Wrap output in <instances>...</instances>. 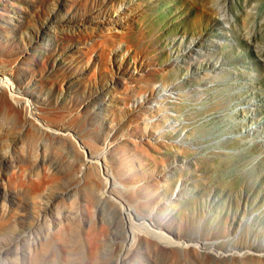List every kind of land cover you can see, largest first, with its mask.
I'll use <instances>...</instances> for the list:
<instances>
[{"label": "rangeland", "instance_id": "374dc122", "mask_svg": "<svg viewBox=\"0 0 264 264\" xmlns=\"http://www.w3.org/2000/svg\"><path fill=\"white\" fill-rule=\"evenodd\" d=\"M0 95V264H264V0H0Z\"/></svg>", "mask_w": 264, "mask_h": 264}, {"label": "bare ground", "instance_id": "6f19581e", "mask_svg": "<svg viewBox=\"0 0 264 264\" xmlns=\"http://www.w3.org/2000/svg\"><path fill=\"white\" fill-rule=\"evenodd\" d=\"M9 22H14V20H9ZM33 54H34V52L31 50L29 52L24 53L20 59L23 62H27V61H29V59H31V61H32L31 57ZM8 84L11 86V90L14 91L13 93H16V92L19 93L20 92V90H21L20 85H14L11 82H8ZM9 101L7 98L5 99V96L0 95V107H3L5 109L9 110V114L12 116V121L14 120V123H15L14 125H16L17 127L23 125L24 127L31 128L32 130H36L38 132L39 131L40 132L45 131V128H43V127L41 128V126H38V124L36 122V118L35 119L31 118L30 113L29 112L27 113L28 107H30V104L34 102L32 99H24V102H25V107H24L25 110L24 111L25 112L23 113V115L17 109L11 108L12 110H10L9 107H11V105H10ZM17 102H23V100L19 99V101H17ZM24 102H23V104H24ZM10 135H11V133H10ZM12 135H13V133H12ZM101 197H103V198L108 197L106 191L101 193ZM34 253L38 254L37 262H36L38 264H57V262L54 263V261L51 259V256L46 249H42L40 247L39 249L37 248L34 251L31 250V252H30L31 257L33 256ZM32 263H34L33 260H32Z\"/></svg>", "mask_w": 264, "mask_h": 264}]
</instances>
